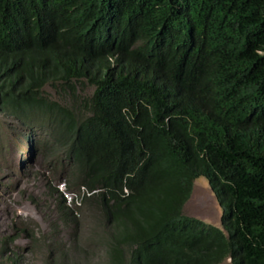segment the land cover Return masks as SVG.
I'll use <instances>...</instances> for the list:
<instances>
[{
	"label": "trees",
	"instance_id": "obj_1",
	"mask_svg": "<svg viewBox=\"0 0 264 264\" xmlns=\"http://www.w3.org/2000/svg\"><path fill=\"white\" fill-rule=\"evenodd\" d=\"M83 80V116L43 96ZM0 108L53 126L107 264H264V0H0Z\"/></svg>",
	"mask_w": 264,
	"mask_h": 264
},
{
	"label": "rangeland",
	"instance_id": "obj_2",
	"mask_svg": "<svg viewBox=\"0 0 264 264\" xmlns=\"http://www.w3.org/2000/svg\"><path fill=\"white\" fill-rule=\"evenodd\" d=\"M75 86L72 91L50 84L43 96L83 116V101L94 87L87 80ZM52 132L53 126L36 127L0 108V264H107L104 214L89 200L74 216L63 214L62 195L71 189L66 154ZM183 212L223 227L229 202L222 205L209 180L200 177Z\"/></svg>",
	"mask_w": 264,
	"mask_h": 264
},
{
	"label": "built area",
	"instance_id": "obj_3",
	"mask_svg": "<svg viewBox=\"0 0 264 264\" xmlns=\"http://www.w3.org/2000/svg\"><path fill=\"white\" fill-rule=\"evenodd\" d=\"M86 193L90 194L87 192V190L84 187H82V189L77 192H70V193L65 192L64 194H66V202L69 206L74 205L80 207L83 205V196Z\"/></svg>",
	"mask_w": 264,
	"mask_h": 264
}]
</instances>
